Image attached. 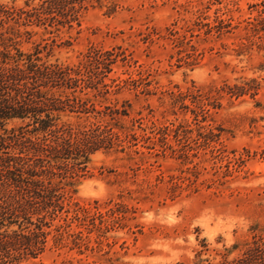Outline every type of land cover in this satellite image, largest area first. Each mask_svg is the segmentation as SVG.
I'll return each instance as SVG.
<instances>
[{
    "label": "rangeland",
    "instance_id": "374dc122",
    "mask_svg": "<svg viewBox=\"0 0 264 264\" xmlns=\"http://www.w3.org/2000/svg\"><path fill=\"white\" fill-rule=\"evenodd\" d=\"M0 19L71 80L46 95L57 128L104 138L17 264H264V0H0Z\"/></svg>",
    "mask_w": 264,
    "mask_h": 264
},
{
    "label": "trees",
    "instance_id": "16d2710c",
    "mask_svg": "<svg viewBox=\"0 0 264 264\" xmlns=\"http://www.w3.org/2000/svg\"><path fill=\"white\" fill-rule=\"evenodd\" d=\"M4 23L0 19V264H17L42 251L43 226L50 225L43 215L63 208V191L81 169L74 161L83 157L86 162L104 138L57 128L63 114L46 95L71 80L44 67L37 47L21 52L16 30L4 32ZM15 121L19 124L10 126Z\"/></svg>",
    "mask_w": 264,
    "mask_h": 264
}]
</instances>
